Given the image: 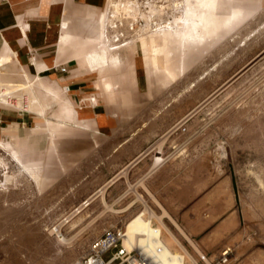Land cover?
I'll list each match as a JSON object with an SVG mask.
<instances>
[{
  "label": "rangeland",
  "instance_id": "obj_1",
  "mask_svg": "<svg viewBox=\"0 0 264 264\" xmlns=\"http://www.w3.org/2000/svg\"><path fill=\"white\" fill-rule=\"evenodd\" d=\"M184 27L180 23L165 33ZM263 49L264 9L187 72L167 68L170 77L186 72L170 87L154 82L149 88L138 73L139 87L131 93L151 95L148 100L128 97L123 111L141 117L139 128H162V136L170 132L161 146L133 159L125 174L119 173L132 161L121 168L103 195L57 231L63 216L101 188L90 194L102 183L100 171L110 175L115 159L126 161L136 150L123 147L112 153L108 145L94 147L88 135L74 133L61 141L59 157L42 181L21 172L10 152L0 149V264H76L105 228H124L144 207L161 216L159 204L175 221L163 217V223L198 264H214L224 247L230 248L227 264H264V55L229 83ZM184 122V132L173 130ZM5 175L13 178L5 181ZM153 224L161 228L155 218Z\"/></svg>",
  "mask_w": 264,
  "mask_h": 264
},
{
  "label": "crops",
  "instance_id": "obj_2",
  "mask_svg": "<svg viewBox=\"0 0 264 264\" xmlns=\"http://www.w3.org/2000/svg\"><path fill=\"white\" fill-rule=\"evenodd\" d=\"M104 1L0 0V85L24 87L32 100L26 111L0 103V142L27 150L38 160V169L25 172L46 180L61 141L74 133L88 135L94 147L108 145L112 153L123 147L136 150L126 161L115 159L110 175L100 171L102 183L90 194L162 136V128H139L141 117L123 111L122 101L128 97L148 100L151 95L131 93L139 87L138 73L144 74L149 88L154 82L159 88L170 87L264 9V0H205L208 8L202 12L201 0H185L194 8L195 20L211 23L206 39L182 47L171 42L170 34H157L145 38V46L135 40L114 52L112 61L107 52V62L91 64V54L106 52L95 50ZM181 67L184 75L165 72Z\"/></svg>",
  "mask_w": 264,
  "mask_h": 264
},
{
  "label": "bare ground",
  "instance_id": "obj_3",
  "mask_svg": "<svg viewBox=\"0 0 264 264\" xmlns=\"http://www.w3.org/2000/svg\"><path fill=\"white\" fill-rule=\"evenodd\" d=\"M200 2H201L200 8L202 9L201 11L207 12L205 11V9L208 8V2H206L205 0H201ZM185 6H186L185 0H176L174 1V4L170 6V11L165 13V11L162 9L161 6L158 7L156 5H149L148 10L145 11L144 9H142L139 0H105L102 15L99 19L100 35H99V41L95 46V50L99 52L101 51H106V52L95 53L94 55L90 53L91 56L89 57V60L91 64L105 63L108 60V53H114L123 48H126L132 45L135 40L145 39L157 34H162L171 31L172 29L177 27V24L180 23L184 24L185 27L182 31H178V30L172 31L171 33L172 43L185 45V43H192L195 40L203 41L204 39H206V34L209 30V26L211 23L206 20H195L194 8L192 7V5L188 4V8L184 10ZM121 12L133 18L140 17L144 20L145 23L143 29H141L143 31L141 34H139L137 37L132 39L125 46L118 49H113L112 47L113 44L110 43V39L107 35L108 24L112 23L110 14H112V16H115L116 14H121ZM164 14L167 15L166 18L162 17ZM152 17H154L155 19L154 24H152V19H153ZM179 17H181V19L177 22ZM203 18H205V16H203ZM214 35L216 34L214 33ZM263 50L261 53L262 56L258 60H260L263 57L264 55ZM16 86L17 85H7V86L0 85V103L7 106H19L20 108H22V110L26 111L28 108H30V105L32 104V100L29 98L27 92L24 91L25 89L24 87L23 89H21V88H16ZM188 116L189 115H187L182 121L187 119ZM166 134H164L162 137L156 140L139 157L146 155L148 152H150V150L154 146L155 147L161 146ZM0 149H5L6 151L10 152L9 155L11 156L12 160L16 162L18 169L21 172L27 171L29 167L33 170H36L39 167L38 160L35 159V157H33V155L30 154V152H28L27 150L23 152L18 146H14V145H13V149L10 150L5 148L1 142H0ZM160 161H161L160 159H157L156 165ZM134 162L135 161H132L119 174H123V173L125 174L126 170ZM119 174L115 175V177H112V179L109 180L107 183H105L103 186H101L99 190H97L88 198H86V201L81 202V204L77 208H75L72 212H70L66 216H63L58 226L55 227L56 231L58 230L57 227H59L63 223H69L76 214L80 213L84 208L88 207L98 194L103 195L106 187H108L115 180H117L116 178L118 177ZM4 178L5 181H7L8 179L13 178V176L5 175ZM101 198L104 200L103 196ZM137 198L141 199V196L137 195ZM103 203H105V201ZM157 203L159 204V202ZM105 205L107 208L109 207L107 206L106 203ZM159 206L162 208V209L160 208L161 211L163 210L161 216H157L152 211L151 208L144 207L142 211L131 217L125 223L123 228L124 230V237L122 240L123 246L128 250L134 247L141 248L146 254L154 256L159 261L160 264H185V262H187V258L189 259L188 261L192 262L193 264H198L197 261H195V259L184 248L179 238L163 223L162 221L163 217L170 218L173 221V223H175V221L172 219L171 216H169V214L161 206V204H159ZM153 218L159 221L161 228L152 225ZM180 233H182L183 236L187 237L185 233L183 232ZM163 235H165L167 239H165ZM59 236H61V234H59ZM172 245L178 247L182 253H177L173 251ZM195 251H197V254H199L200 256H203L198 249H196ZM169 256L171 257V259L168 258ZM181 257H182V261H181ZM203 258L205 260V257Z\"/></svg>",
  "mask_w": 264,
  "mask_h": 264
},
{
  "label": "built area",
  "instance_id": "obj_4",
  "mask_svg": "<svg viewBox=\"0 0 264 264\" xmlns=\"http://www.w3.org/2000/svg\"><path fill=\"white\" fill-rule=\"evenodd\" d=\"M174 1L176 0H139V3L145 11L148 10L149 5H156L158 7L161 6L166 13L170 11V6L174 4ZM162 17L166 18L167 15L164 14ZM110 18L112 23L108 24L107 35L110 39V43L113 44V49L125 46L143 32L141 29H143L145 22L140 17L133 18L121 12V14H116L115 16L110 14ZM152 18V24H154L155 19L154 17ZM64 70L65 68H61V71ZM185 123L186 122L174 127L173 130L184 132L186 130ZM123 237V228H105L100 235L89 242L85 254L76 264H160L154 256L146 254L141 248L134 247L130 250L126 249L122 244ZM111 249L114 250L113 253L108 258H104V255ZM229 252V247L222 248L219 259L214 264H227ZM168 258L171 259L170 256ZM201 260L205 262L203 257ZM185 264L193 263L187 261Z\"/></svg>",
  "mask_w": 264,
  "mask_h": 264
},
{
  "label": "water",
  "instance_id": "obj_5",
  "mask_svg": "<svg viewBox=\"0 0 264 264\" xmlns=\"http://www.w3.org/2000/svg\"><path fill=\"white\" fill-rule=\"evenodd\" d=\"M264 51V50H263ZM262 51L259 52L255 58H253L248 64L244 65L241 69H239L230 79V82H233L236 78L242 75L248 68H250L262 55Z\"/></svg>",
  "mask_w": 264,
  "mask_h": 264
}]
</instances>
